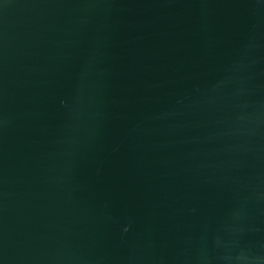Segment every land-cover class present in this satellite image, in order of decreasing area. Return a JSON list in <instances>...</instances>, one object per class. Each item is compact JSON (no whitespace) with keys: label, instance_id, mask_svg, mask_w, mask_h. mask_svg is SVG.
Listing matches in <instances>:
<instances>
[{"label":"water","instance_id":"obj_1","mask_svg":"<svg viewBox=\"0 0 264 264\" xmlns=\"http://www.w3.org/2000/svg\"><path fill=\"white\" fill-rule=\"evenodd\" d=\"M0 264H264V0H0Z\"/></svg>","mask_w":264,"mask_h":264}]
</instances>
